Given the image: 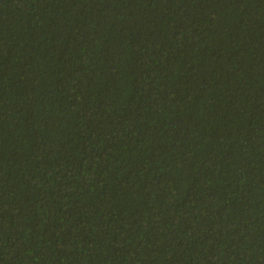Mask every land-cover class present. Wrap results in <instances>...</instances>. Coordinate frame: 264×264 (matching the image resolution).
I'll return each mask as SVG.
<instances>
[{
  "label": "trees",
  "instance_id": "16d2710c",
  "mask_svg": "<svg viewBox=\"0 0 264 264\" xmlns=\"http://www.w3.org/2000/svg\"><path fill=\"white\" fill-rule=\"evenodd\" d=\"M0 264H264V0H0Z\"/></svg>",
  "mask_w": 264,
  "mask_h": 264
}]
</instances>
